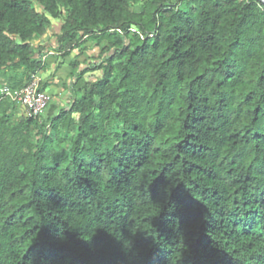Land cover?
Segmentation results:
<instances>
[{"label":"trees","instance_id":"1","mask_svg":"<svg viewBox=\"0 0 264 264\" xmlns=\"http://www.w3.org/2000/svg\"><path fill=\"white\" fill-rule=\"evenodd\" d=\"M59 17L112 50L41 132L0 93V264H264V0H0V81Z\"/></svg>","mask_w":264,"mask_h":264},{"label":"rangeland","instance_id":"2","mask_svg":"<svg viewBox=\"0 0 264 264\" xmlns=\"http://www.w3.org/2000/svg\"><path fill=\"white\" fill-rule=\"evenodd\" d=\"M136 9H141L140 5H137L135 7ZM55 20V19H53ZM59 20L61 22H63V17H59ZM49 30L51 32V36L54 34L55 36H57L56 31L53 29V24L49 25ZM49 33V32H48ZM48 33H45L41 36L35 37L33 39V42L36 46V51L39 52V54H43V55H47L48 56V52H50L51 50L57 52L58 50L55 48V46L52 44L51 42V38L48 36ZM57 39V37H56ZM42 42H44V44L41 46V48H39V45L42 44ZM48 42L50 44H48ZM107 41L103 40V43L105 44ZM45 48H47V50H45ZM111 48H108L104 53H100L101 51V45H98L96 39L94 37H86L85 40L83 42L80 43V45L73 49V51L71 52V54H75V56H80L81 54L85 53L86 57L84 58V60H79L80 62H84L86 63V66H90L92 69H89V71L87 73H89L87 76H84L83 79V83L82 86L87 82V81H93L96 80L100 73H101V68L102 67V63L105 60V57L107 55V53L111 52ZM47 52V53H46ZM45 53V54H44ZM40 57L42 55H39ZM46 64L44 65L45 68ZM85 66H83L84 68ZM12 74H15L17 79H22L23 83L25 82H29L30 80L28 79V73H27V68L25 67H19V68H13L11 70ZM41 82H43L41 80ZM77 81L74 82V80H71L70 82H68V86H72L74 87L75 83ZM5 84H11L9 82V78H2V80L0 81V93H1V87ZM72 84V85H71ZM76 88V87H75ZM76 93L79 94V91H77L76 89ZM2 94V93H1ZM11 104V103H10ZM69 105V102H68ZM8 114L7 118L9 120L10 123H14L17 122L19 119H21L22 117H24V112H23V108L21 106V104L19 103H12L9 107L8 110ZM3 115V111L0 110V117ZM51 116H42V119L40 120L41 122V127H39L38 129H36V131L41 132L44 129H46L44 123L48 121V119Z\"/></svg>","mask_w":264,"mask_h":264},{"label":"crops","instance_id":"3","mask_svg":"<svg viewBox=\"0 0 264 264\" xmlns=\"http://www.w3.org/2000/svg\"><path fill=\"white\" fill-rule=\"evenodd\" d=\"M52 24L53 29L57 32L60 30L62 22L59 20V18H56L52 21ZM48 32V36L52 37L51 42L55 46L57 41L56 36L54 34L51 36L50 30ZM43 44L44 42L39 45V48H41ZM48 44L50 43L48 42ZM45 50H47V48H45ZM48 53L49 54L47 56L43 55L42 53L39 54V52H37L38 55H42L41 58L43 60V63L46 64L45 68H42L39 71V74L41 75L42 81H48V86L46 87V89L52 95L51 101L44 112V116L52 117L58 114L62 108L67 107L68 102H70L75 96V93L71 91V86H68V82L71 81L70 76L73 71L72 61L80 59L84 60L86 54L83 53L80 56L70 54L62 58L59 56L58 51L55 52L51 50ZM58 62H61L60 66H58ZM83 66H86V63L82 62L80 67L83 68ZM88 74L89 73H86V76ZM83 79L84 77L75 83L74 87H76L77 90L82 86ZM4 86H10V84H5L2 87Z\"/></svg>","mask_w":264,"mask_h":264},{"label":"built area","instance_id":"4","mask_svg":"<svg viewBox=\"0 0 264 264\" xmlns=\"http://www.w3.org/2000/svg\"><path fill=\"white\" fill-rule=\"evenodd\" d=\"M41 80V75L37 72L24 86L15 89L4 86L1 93L21 104L25 116L41 120L52 98L47 89L41 88Z\"/></svg>","mask_w":264,"mask_h":264}]
</instances>
